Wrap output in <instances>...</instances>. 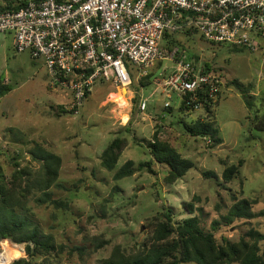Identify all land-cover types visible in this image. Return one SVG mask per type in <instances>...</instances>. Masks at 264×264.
Here are the masks:
<instances>
[{
	"label": "rangeland",
	"instance_id": "1",
	"mask_svg": "<svg viewBox=\"0 0 264 264\" xmlns=\"http://www.w3.org/2000/svg\"><path fill=\"white\" fill-rule=\"evenodd\" d=\"M172 38L177 43L170 55L178 50L184 57H198V67L208 65L224 82L209 117L205 111L181 112L176 97L170 108L165 107L161 93L151 97L172 71L168 62L149 70L153 77L146 86H141L136 67H130L134 84L128 89L97 84L76 114L67 93L50 86L43 62L33 60L28 52H16L12 37L0 34V91L2 87L12 91L0 96V129L4 127L0 167L11 176L18 162L21 168H29L33 180L41 171L40 163L31 157L37 143L62 159L59 187L51 188L49 197L34 189L27 205L16 210L32 227L53 238L57 252L36 263L101 264L117 246L127 254L138 253L152 238L151 223L168 210L175 222L197 217L202 229L214 234L219 243L223 238L250 239V232L264 235V130L252 124L256 110H260L258 116L264 113V42L257 50L235 51L212 44L195 31ZM234 79L254 86L253 113L244 98L228 87ZM137 96L149 100L145 111L140 110ZM200 120L214 124L222 144L213 146L209 138L187 133L186 127ZM155 133L196 164L173 184L166 181L165 167L154 165L155 175L140 168L151 160L147 145ZM118 138L124 146L116 169L109 172L101 166V156ZM128 161L134 162L135 174L116 181L115 173ZM233 165L239 167V174L226 183L223 173ZM210 172L215 175H206ZM39 199L44 203H38ZM244 199L254 203L255 219L230 216L234 205ZM11 244L23 253L15 259L27 258L24 246ZM259 247L264 253V239ZM2 248L7 256L0 261L8 264L14 251L1 243Z\"/></svg>",
	"mask_w": 264,
	"mask_h": 264
},
{
	"label": "built area",
	"instance_id": "2",
	"mask_svg": "<svg viewBox=\"0 0 264 264\" xmlns=\"http://www.w3.org/2000/svg\"><path fill=\"white\" fill-rule=\"evenodd\" d=\"M16 11L0 12V34L12 37L18 53L42 61L50 86L70 97L78 114L93 88L133 85L130 67L146 77L158 63L172 71L157 86L165 107L196 113L217 103L224 82L193 59H177L162 46L165 34L201 33L215 45L257 50L264 38V0H19ZM162 74V73H159ZM148 99L139 101L145 111ZM4 250V249H3ZM5 251V250H4ZM12 260L8 263L10 264Z\"/></svg>",
	"mask_w": 264,
	"mask_h": 264
},
{
	"label": "trees",
	"instance_id": "3",
	"mask_svg": "<svg viewBox=\"0 0 264 264\" xmlns=\"http://www.w3.org/2000/svg\"><path fill=\"white\" fill-rule=\"evenodd\" d=\"M19 0H0L4 3L0 12L16 11L21 5ZM188 34L190 31L178 30L177 33ZM177 33H166L163 39V47L169 52L172 51L173 43H177L172 36ZM235 51H242V48H233ZM183 57L181 53L177 54V59ZM191 59V58H190ZM198 60V57H196ZM196 59L194 60L196 63ZM169 63V62H168ZM158 63V65H161ZM153 69V68H152ZM203 69L207 73L212 70L208 65ZM153 74L140 79L141 86L150 83ZM134 84V82H133ZM228 87L233 88L239 93L246 103L251 113L256 108V97L252 95L254 86L252 84L244 85L240 80L234 79L228 82ZM138 91V88H136ZM11 91L10 87H2L0 96ZM221 95V94H220ZM139 104L140 97L135 99ZM181 112H186L184 106L179 108ZM205 112L212 113L210 105L205 107ZM256 115L252 124L258 130H264V113L261 116L260 110H256ZM262 125V126H261ZM187 133L192 137L210 139L213 146H219L223 143L219 137V130L214 127L210 120L196 121L193 126L186 127ZM124 146V140L115 139L103 152L101 156V166L113 172L120 160L121 152ZM151 160L142 163L141 169H147L155 175L154 165H160L168 169L166 181L173 184L186 176V174L195 169L196 164L184 158L180 152L168 141L163 140L159 133L153 135L152 141L147 145ZM31 157L33 161L40 163L41 171L32 180L29 168H21L18 162L14 163L15 171L11 176L4 174L0 167V245L5 244L11 250L12 262L10 264H38L36 261L41 257L54 255L57 250L53 238L43 235L37 227H32L26 218H21L16 214L17 209H23L27 205V200L33 190L43 193L49 197L48 191L54 186H58L62 159L58 155L45 150L41 144H35ZM134 162L128 161L114 175L116 181L131 177L135 174L133 169ZM239 174L238 166L226 168L223 173V179L226 183H231ZM212 176L214 173H206ZM38 203H44L39 199ZM54 204L64 205L61 202L53 201ZM253 202L247 199L237 202L230 212V216L239 220H252L256 218L253 213ZM194 213L193 205H190V214ZM151 223L152 238L144 245L143 250L138 253L127 254L120 246H117L111 257L103 260L101 264H264V253L259 247V241L264 239V235L258 232H250V239L241 238L238 242H231L223 238L219 243L214 234L206 233L197 217H190L181 222H175L172 212L167 211L162 218L156 217ZM11 242L25 247L27 258L15 259L23 256L21 250ZM41 264V263H39Z\"/></svg>",
	"mask_w": 264,
	"mask_h": 264
},
{
	"label": "bare ground",
	"instance_id": "4",
	"mask_svg": "<svg viewBox=\"0 0 264 264\" xmlns=\"http://www.w3.org/2000/svg\"><path fill=\"white\" fill-rule=\"evenodd\" d=\"M0 255H1V257H0V260L3 258V256L4 255H6V252L3 250V248L0 250ZM7 256V255H6ZM2 261V260H1ZM0 261V264H3L2 262ZM10 262V261H9Z\"/></svg>",
	"mask_w": 264,
	"mask_h": 264
},
{
	"label": "crops",
	"instance_id": "5",
	"mask_svg": "<svg viewBox=\"0 0 264 264\" xmlns=\"http://www.w3.org/2000/svg\"><path fill=\"white\" fill-rule=\"evenodd\" d=\"M261 42H262V43L264 42V38H259V39H258L259 47H260ZM10 92H12V91H10ZM10 92H8V93H10ZM3 128H4V127H3ZM3 128H1L0 130H2ZM5 128H7V127H5Z\"/></svg>",
	"mask_w": 264,
	"mask_h": 264
}]
</instances>
